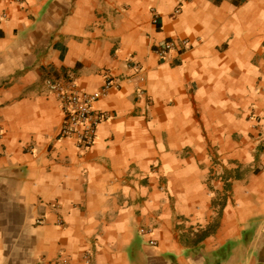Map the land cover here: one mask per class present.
<instances>
[{"label":"crops","instance_id":"crops-1","mask_svg":"<svg viewBox=\"0 0 264 264\" xmlns=\"http://www.w3.org/2000/svg\"><path fill=\"white\" fill-rule=\"evenodd\" d=\"M68 74L117 79L87 149ZM260 124L264 0H0V264H264Z\"/></svg>","mask_w":264,"mask_h":264},{"label":"built area","instance_id":"built-area-1","mask_svg":"<svg viewBox=\"0 0 264 264\" xmlns=\"http://www.w3.org/2000/svg\"><path fill=\"white\" fill-rule=\"evenodd\" d=\"M179 9L180 8H178L176 12H179ZM154 22H156V20H154ZM188 44L187 40H168L156 49V53L161 58H164L171 49L179 46L187 47ZM132 67L137 71L143 70L142 66L138 63H134ZM46 85L49 90L56 95L61 104L63 119L59 129V137L74 138L78 148L80 149H87L91 147L95 142L98 125L102 121L108 120L111 117V114L106 111L96 110L93 107V103L98 98L104 96L111 87H116L118 85L117 79L107 74L101 89L93 94L82 91L77 86L76 81L71 74H68L59 80L47 79ZM139 94H143V92L139 91ZM251 116H253L257 122H260V118H258L257 115L252 114ZM257 141L264 153V124H260ZM37 223H44V219L39 218ZM59 224H61L60 220ZM150 231L151 230L149 228H140L139 230V232L143 235L149 234ZM148 241L150 244H154V240L149 239ZM91 257L92 254L90 252H86L83 255L84 264H91ZM60 262L61 264H68V260L66 258H62Z\"/></svg>","mask_w":264,"mask_h":264}]
</instances>
